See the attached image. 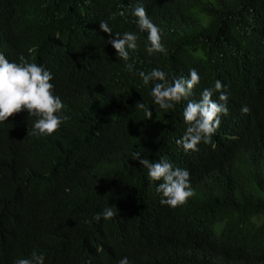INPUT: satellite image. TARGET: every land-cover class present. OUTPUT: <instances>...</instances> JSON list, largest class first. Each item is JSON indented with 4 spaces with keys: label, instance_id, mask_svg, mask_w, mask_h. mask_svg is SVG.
<instances>
[{
    "label": "trees",
    "instance_id": "obj_1",
    "mask_svg": "<svg viewBox=\"0 0 264 264\" xmlns=\"http://www.w3.org/2000/svg\"><path fill=\"white\" fill-rule=\"evenodd\" d=\"M0 264H264V0H0Z\"/></svg>",
    "mask_w": 264,
    "mask_h": 264
}]
</instances>
